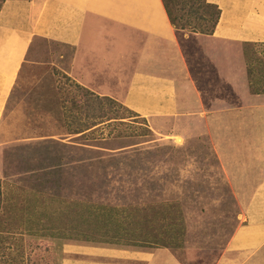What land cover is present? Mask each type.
Here are the masks:
<instances>
[{
    "label": "rangeland",
    "instance_id": "1",
    "mask_svg": "<svg viewBox=\"0 0 264 264\" xmlns=\"http://www.w3.org/2000/svg\"><path fill=\"white\" fill-rule=\"evenodd\" d=\"M169 22L160 19V73L176 83L177 118L148 120L123 103L130 46L116 34L112 63L32 42L0 113V264L29 249L31 264H59L66 242L164 248L181 264L243 256L222 252L264 178V102L251 104L259 82L246 72L264 48ZM72 81L108 99L86 102ZM74 120L89 132H70Z\"/></svg>",
    "mask_w": 264,
    "mask_h": 264
},
{
    "label": "crops",
    "instance_id": "2",
    "mask_svg": "<svg viewBox=\"0 0 264 264\" xmlns=\"http://www.w3.org/2000/svg\"><path fill=\"white\" fill-rule=\"evenodd\" d=\"M208 1L221 9L213 35L264 42V0ZM163 17L169 21L162 0H4L0 8V113L36 38L64 43L84 53L98 51L101 62L112 63L116 58L109 39L116 34L117 40L130 46L125 53L131 64L123 103L148 120L177 118L183 112L176 83L160 73ZM62 252L59 264H181L164 248L66 242ZM228 253L244 256H237L235 264H264V178L255 186L242 221L226 240L222 256Z\"/></svg>",
    "mask_w": 264,
    "mask_h": 264
},
{
    "label": "trees",
    "instance_id": "3",
    "mask_svg": "<svg viewBox=\"0 0 264 264\" xmlns=\"http://www.w3.org/2000/svg\"><path fill=\"white\" fill-rule=\"evenodd\" d=\"M4 0H1L0 2V8L2 6ZM163 4L165 6L169 21L175 25L177 28L185 29L187 27L191 28V31L198 33L199 35H213L215 26L218 22L221 9L218 6V4L214 2H209L208 0H201L199 4H196L194 0H189L191 2L189 10L191 11V17L187 16L184 17L183 12H181L182 8L180 9V12L178 10V3L183 4L184 0H162ZM176 5V6H175ZM193 22V25L190 23ZM248 45H261L264 48V42H245ZM259 47V46H258ZM256 58L254 60H251V66L246 69L248 76L247 81H250V78H254V84L259 82L258 87L254 90V97L256 98L253 101H250L251 104L253 103H263L262 97L264 95V54L258 53L257 50H255ZM204 73L203 71H201ZM248 81V82H249ZM75 86L80 89V96L86 98V102L88 101V94L95 95V100L98 103H102L103 99H108V97H100L97 94H94L93 91L88 89L87 87L83 86L82 84L72 81V86ZM233 95L238 96V102L241 101L242 95L238 92L236 85L231 87V91ZM229 93V94H230ZM244 98V97H243ZM229 100V97H228ZM231 102V101H229ZM71 111V110H70ZM134 111V110H133ZM136 112V111H135ZM138 114V113H137ZM145 117V116H143ZM76 118H78V115L76 114ZM70 132L78 133L82 132V134H87L89 132L88 129H90L91 126H89L87 123H84L81 120L78 121H68ZM2 189L0 186V199L2 198ZM31 253L32 249H29L27 251H23V253L20 254V261L21 263L17 262V264H31Z\"/></svg>",
    "mask_w": 264,
    "mask_h": 264
},
{
    "label": "bare ground",
    "instance_id": "4",
    "mask_svg": "<svg viewBox=\"0 0 264 264\" xmlns=\"http://www.w3.org/2000/svg\"><path fill=\"white\" fill-rule=\"evenodd\" d=\"M181 139V138H180ZM179 140V139H178Z\"/></svg>",
    "mask_w": 264,
    "mask_h": 264
}]
</instances>
